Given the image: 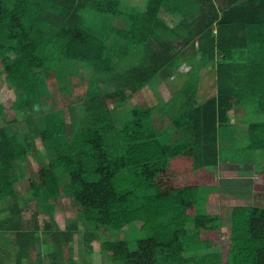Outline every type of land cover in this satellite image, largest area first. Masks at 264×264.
<instances>
[{
  "label": "trees",
  "instance_id": "16d2710c",
  "mask_svg": "<svg viewBox=\"0 0 264 264\" xmlns=\"http://www.w3.org/2000/svg\"><path fill=\"white\" fill-rule=\"evenodd\" d=\"M124 6L122 0H0V63L8 64L5 79L13 94L9 109L24 114L23 120L8 119L0 103V264H8L9 238L16 243V264H47L50 257L53 264L57 257L69 264L81 259L76 253L92 252L101 230L119 237L130 226L148 230V237L132 251L124 240L98 242L103 260L184 264L196 260L183 241L190 227L219 229L218 218L204 207L199 212L191 194L159 192L156 177L183 155L194 173L218 167L219 133L238 103L222 60L264 27V0ZM174 17L180 19L170 26ZM190 60V70L215 67L216 97L197 103L191 78L178 95L160 99V113L147 102L118 113L111 108L110 102L119 108L146 89L153 93L152 86L176 73L188 75ZM77 80L85 85L80 98L73 93ZM29 158L37 160V176L26 170ZM23 181L27 191L19 195L14 186ZM62 197L75 217L63 229L54 220ZM190 208L194 215H185ZM233 214L243 228L231 243L233 261L240 256L242 264H264V208L238 207ZM36 231L44 237L36 238ZM36 243L44 251L34 253Z\"/></svg>",
  "mask_w": 264,
  "mask_h": 264
},
{
  "label": "rangeland",
  "instance_id": "374dc122",
  "mask_svg": "<svg viewBox=\"0 0 264 264\" xmlns=\"http://www.w3.org/2000/svg\"><path fill=\"white\" fill-rule=\"evenodd\" d=\"M124 1V5H131L133 8H138L143 5L144 0H122ZM123 7L124 10L126 7ZM179 17L173 18V21H179ZM169 24V23H168ZM67 33L72 34L73 31L70 29H66ZM134 56H137L133 53ZM8 68V64L0 63V103L6 108V114L8 119H12L16 116L17 120H23L24 114L17 113L10 111L9 106L11 101L13 100V94L10 90L8 82L5 79V74ZM255 81L252 85L253 93H245L239 92L237 97L235 98L236 102V109L237 112L230 113V122L228 126L222 127L219 133V149H220V159L219 164H230L233 170L231 173L233 174H224V173H217V174H206L204 179L195 180L193 182L192 176L190 173V164L188 162L189 158L187 155H183L178 157L172 164L171 167L169 166L167 170L164 172H159L156 177L157 189L163 195H169L172 193H183L184 196H189L187 194H191L194 196V203H196L198 207V211L202 212L203 207L209 200V196L211 193H215L219 195V199L221 200L220 203L222 206L224 205H231L233 204L231 200H236L242 203L241 206L244 204H248L251 200L256 201L257 208H264V132L262 128H264V75H260L257 73L256 77H254ZM178 81V80H177ZM73 85V93L76 95L77 98L82 97L85 85L80 81H76ZM166 86H168L167 91L163 85H156L158 87L157 93H161L164 99L169 98L171 93L175 91V82L166 81ZM154 86L152 89L154 91ZM209 89L211 92L214 89V83H210ZM137 99V101H136ZM130 100L126 105L117 107V104L110 102V106L112 109H115L116 113L121 111L129 110L135 107L137 104H145V106L153 107L157 104L158 113H160V106L163 104L160 99L159 95L152 93L149 89L143 91L142 95H137V98ZM144 105V104H143ZM80 107L77 106L76 110H79ZM79 113V112H78ZM157 113V112H156ZM234 114V115H233ZM37 125L35 121L30 122V127L33 128ZM19 141L21 142V137H18ZM39 153V152H36ZM24 162L23 160H21ZM20 161V162H21ZM36 159L29 158L26 161V170L30 168L34 171V176L38 175L39 166L36 163ZM25 162L23 163V165ZM254 165V166H253ZM25 166V165H24ZM185 167V168H183ZM186 167L187 170H186ZM162 171V170H161ZM235 172V173H234ZM238 174H237V173ZM198 183V185H197ZM212 184H215L214 187H209ZM206 186V187H205ZM27 183L20 182L14 186L15 191L19 195H24L27 191ZM223 201V202H222ZM229 201V202H228ZM236 201H234L236 203ZM255 205V204H254ZM21 207H24L23 203H20ZM157 207V202L155 201L152 207L155 209ZM150 207V206H148ZM158 209V210H157ZM231 209H225V214L231 215ZM161 210L160 208H156V211ZM194 208H190V212L193 213ZM32 211V210H30ZM61 212L59 217H57V222L60 226L63 225L64 220L73 216V206L71 202L64 197L62 199L56 201V205L54 207L55 212ZM31 212H26L24 215L26 217V226L29 227V216ZM66 216V217H64ZM236 216V215H235ZM214 217V216H213ZM40 221H47V215L43 214L40 216ZM41 223V224H42ZM232 224V222H231ZM229 223V225H231ZM32 229V228H31ZM80 229H83L82 223H80ZM33 230V229H32ZM134 227L130 226L129 231L122 232L119 237L116 236H106L104 234V230H101L102 238H100L101 242L104 241H117V240H124L128 244V249L130 251L135 250L137 248V241L145 239L149 235L148 230L142 231H134ZM35 237L39 238V240L44 237L39 231L35 232ZM232 235V234H231ZM229 236L226 237L222 235L221 237V246L229 248V241L232 240ZM233 238V236H232ZM80 239V237H79ZM9 243L5 244V260L8 261V264H16L15 263V254H16V243L12 238H9ZM183 241L186 249H191L194 247H206L210 246L206 244H199L197 241V235L195 237L194 231L188 230L185 235H183ZM50 242V241H49ZM98 242L93 244L92 252H88L86 255L80 253H76L77 258H81L78 260H74L72 263L69 264H120V263H113L109 260H103V258L99 254V245ZM45 245L41 246L40 244L36 243L34 253L44 251ZM46 248V247H45ZM43 249V250H42ZM80 250V248H79ZM37 255V254H34ZM233 255V254H232ZM213 256H209L211 258ZM67 259V251H64L62 255V259ZM47 264H53L54 260L52 257L46 259ZM22 264H37L36 261H27L23 260ZM40 264H45V261ZM54 264H64L60 262L59 257L55 259ZM204 264H215L212 261L205 262ZM229 264H242L240 261V256L234 261L233 259L229 261Z\"/></svg>",
  "mask_w": 264,
  "mask_h": 264
},
{
  "label": "crops",
  "instance_id": "0c3cea01",
  "mask_svg": "<svg viewBox=\"0 0 264 264\" xmlns=\"http://www.w3.org/2000/svg\"><path fill=\"white\" fill-rule=\"evenodd\" d=\"M175 18V17H174ZM173 22L177 23L178 21H173V18L171 21L167 22L169 23L170 26H173ZM250 44L248 42L243 45V42L241 43L243 48L236 49L232 52L230 56H228L224 61L222 60V65L225 67L226 71V77L231 80L233 83L234 90L233 92L235 95L238 94L239 92H245L247 93H253L252 85L255 81L254 77H256L257 73H260V75H264V52H262L264 49V27H260V29L253 30L252 34L250 35ZM249 40V39H248ZM200 55L197 56L196 61L199 60ZM221 60V57H218L217 60ZM219 60V62H221ZM188 64V63H187ZM194 64L193 60L189 61V64L184 68V73L186 74V71H188V75H179L175 74V76L172 79H167L166 81H171L175 82V91L174 93H171V96L173 95H178L182 91V87L184 85L185 79H195V90H194V99L197 103H204L207 100L216 97L217 95V74H216V69L213 65H208V66H195L193 69L190 70V66ZM178 80V81H177ZM166 81H164L161 84H156V85H163L167 91L168 86H166ZM214 83V89L211 92L209 89L210 83ZM154 86V92L156 95H159V99H163L164 101H167L169 98L164 99L161 93H157L158 87ZM168 87V88H167ZM238 89V90H237ZM234 115V114H233ZM161 117L158 116V118ZM157 126H161L160 123ZM176 160V159H175ZM170 162V167L171 164L175 161ZM254 166V165H253ZM185 168V167H183ZM188 167H186L187 170ZM168 169V168H167ZM164 169L160 171L161 173L164 172ZM192 180L193 182L195 180H200L204 179L206 177V174H217V173H224V174H233L231 173L233 168L231 167L230 164H219L218 167L214 170H202L199 171L198 173H194L191 171L189 168ZM235 173V172H234ZM237 173V172H236ZM238 174V173H237ZM25 182V181H23ZM198 185V183H197ZM215 184H212L209 187H214ZM206 187V186H205ZM219 195L215 193H211L209 196L208 202L205 204L204 209H205V214L208 216H214L218 218L219 220V229L217 231H209V230H200V231H194L195 237L197 235V241H199V244H208L210 246L206 247H194L191 248L190 251L187 253L193 255V258H195L198 263L197 264H204L205 262L212 261L215 264H229V261L233 259V253L235 252V248L231 247L232 241H234L238 236L240 235L241 231L243 228L239 226L238 223V217L233 214V211L235 208L238 207H255L256 206V201L251 200L248 204H244V206H241L242 203L236 200H231L233 204L231 205H224L220 203ZM236 201V203L234 202ZM223 202V201H222ZM229 202V201H228ZM255 204V205H254ZM56 205V204H55ZM231 209L232 214L228 215L225 214V209ZM194 211V210H193ZM59 214H62L60 211L54 213V220L56 221L57 225L63 229L65 226V221L67 220H73L75 217L71 216V214L67 217V219L64 220V223L62 226H60L57 222V217H59ZM64 215V214H62ZM185 215L187 216H192L194 215V212L191 213L190 209H187L185 212ZM66 217V216H64ZM232 222V224H231ZM229 223L231 225H229ZM192 230V227H190ZM232 234V235H231ZM222 235H225L226 237L231 235V239L229 241V248L221 246V237ZM233 236V238H232ZM209 256H213L209 258ZM64 260H67L64 258ZM195 260V261H196ZM194 260L187 261L184 264H194Z\"/></svg>",
  "mask_w": 264,
  "mask_h": 264
}]
</instances>
